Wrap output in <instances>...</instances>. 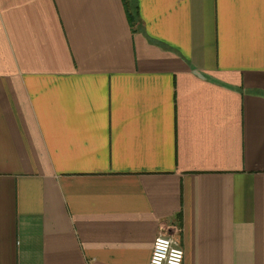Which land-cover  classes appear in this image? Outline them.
<instances>
[{"label": "crops", "instance_id": "obj_1", "mask_svg": "<svg viewBox=\"0 0 264 264\" xmlns=\"http://www.w3.org/2000/svg\"><path fill=\"white\" fill-rule=\"evenodd\" d=\"M162 234L264 264V0H0V264Z\"/></svg>", "mask_w": 264, "mask_h": 264}, {"label": "built area", "instance_id": "obj_2", "mask_svg": "<svg viewBox=\"0 0 264 264\" xmlns=\"http://www.w3.org/2000/svg\"><path fill=\"white\" fill-rule=\"evenodd\" d=\"M185 253L172 236L160 235L154 245L149 264H184Z\"/></svg>", "mask_w": 264, "mask_h": 264}, {"label": "trees", "instance_id": "obj_3", "mask_svg": "<svg viewBox=\"0 0 264 264\" xmlns=\"http://www.w3.org/2000/svg\"><path fill=\"white\" fill-rule=\"evenodd\" d=\"M128 10L130 11V9L128 8ZM129 19L132 21L133 20V15L132 13L129 12Z\"/></svg>", "mask_w": 264, "mask_h": 264}]
</instances>
